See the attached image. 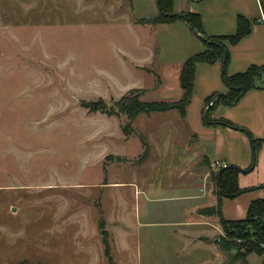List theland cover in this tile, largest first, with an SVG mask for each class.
I'll list each match as a JSON object with an SVG mask.
<instances>
[{"label":"rangeland","instance_id":"374dc122","mask_svg":"<svg viewBox=\"0 0 264 264\" xmlns=\"http://www.w3.org/2000/svg\"><path fill=\"white\" fill-rule=\"evenodd\" d=\"M156 8L0 0V264H244L236 247L222 248L221 227L203 240L181 234L179 159L139 163L138 135L160 120L117 110L130 99L165 100L158 77L132 65L158 38L127 19ZM218 170L207 182L214 190Z\"/></svg>","mask_w":264,"mask_h":264},{"label":"crops","instance_id":"0c3cea01","mask_svg":"<svg viewBox=\"0 0 264 264\" xmlns=\"http://www.w3.org/2000/svg\"><path fill=\"white\" fill-rule=\"evenodd\" d=\"M172 8L179 15L187 12L198 14L207 36L235 34L238 16L255 19L250 33L238 43L230 45L224 41L229 51L226 73L233 75L244 72L251 65H264L262 0H172ZM119 10H122V7L116 11ZM156 10L158 13V7ZM122 13L121 11V16ZM155 16H146L143 13L137 17L127 16L128 22L149 25V33L158 38L157 44L149 43L140 47L142 51L140 50L136 57L139 62H132V65L137 67L138 71L153 73L158 77L157 86L154 87L159 91L158 95L165 99L160 101L174 102L182 95L179 84L182 63L202 51L204 44L199 36L190 31L185 20L157 24L138 22L139 19H150ZM260 85L262 87L245 92L231 105L223 103L217 105L209 113L212 122L206 124L203 121L207 108L206 98L213 93H226L227 86L221 77L220 63L212 65L201 63L196 68L194 94L184 115L176 108L163 112L156 111L157 113L153 114L147 113L148 116L160 120V123L149 126L142 133L148 142L149 151L139 163H146L150 158L155 159L159 154L165 157L169 154L174 159L176 157L179 159L175 163L173 173L178 174L177 178L183 180L181 184L186 190L173 201L177 202L175 209L178 213H186L184 220L179 223L180 226H184V230H181L184 237L203 240L220 233L218 218L200 213L203 208L217 204L218 196L213 186L210 188L207 185L211 170L215 168L229 165L238 167L242 170L238 175V186L241 189L253 188L233 198H221V213L225 219H243L250 202L264 198V78ZM136 87L150 89V86ZM220 119L233 123L236 128L222 124L218 121ZM246 131L254 139L261 140L255 160L251 138ZM156 132L159 133L158 136L154 135ZM192 152L194 156H188ZM256 255L251 253L247 256L248 264H251V259ZM260 260L262 264L263 256H260Z\"/></svg>","mask_w":264,"mask_h":264},{"label":"trees","instance_id":"16d2710c","mask_svg":"<svg viewBox=\"0 0 264 264\" xmlns=\"http://www.w3.org/2000/svg\"><path fill=\"white\" fill-rule=\"evenodd\" d=\"M201 1V0H191ZM158 13L155 17L150 19H139V23H170L176 20H184L179 14L175 13L172 8V0H156ZM255 19H247L243 16L237 17V29L235 34L228 36H207L202 27L201 17L195 13H186V25L190 31L196 36L202 37L204 49L189 58H187L181 65L179 73V84L182 89L180 99L174 102L167 101H139L130 99L127 103L117 104L118 112L126 114L129 121L134 119L140 113L166 111L171 108H176L181 115L185 114V109L190 104L195 90V74L198 64H223V50H226V60L224 62L223 77L228 83L226 93H213L205 100L206 110L204 111L203 121L210 124L212 121L209 113L216 108L220 103L232 104L237 102L245 92L262 87L264 78V65H251L244 72L228 75L226 73V66L229 60V51L224 44L227 41L230 45L238 43L244 36L250 33ZM260 82V83H259ZM210 101L213 103L209 106ZM230 102V103H229ZM222 124L230 127H235L233 123L220 119ZM130 123V122H129ZM215 123V121L213 122ZM128 127V126H127ZM236 128V127H235ZM126 134V126L123 129ZM247 132V131H246ZM249 135V133L247 132ZM250 136V135H249ZM141 140L143 153L141 158H145L149 151L148 142L142 135H138ZM251 145L253 152V159L260 148L261 140L251 137ZM242 172L236 166L229 165L220 167L214 173L213 179L215 183V191L218 196L216 206L211 208H203L200 213L203 215H216L218 222L222 228L225 239H221V245L224 250H231L237 248L234 255L235 260H240L244 264H248L246 258L249 254L254 253L263 256L262 264H264V198L254 199L250 202L246 216L240 220H227L221 213V198H233L239 194L253 189H241L238 186V175ZM263 187V186H262ZM255 188V187H254ZM238 242V243H236Z\"/></svg>","mask_w":264,"mask_h":264},{"label":"water","instance_id":"95a60500","mask_svg":"<svg viewBox=\"0 0 264 264\" xmlns=\"http://www.w3.org/2000/svg\"><path fill=\"white\" fill-rule=\"evenodd\" d=\"M184 20L186 19V14H181L180 15ZM201 39H202V37H201ZM225 60H226V50H223V64L221 65V77H222V80H223V82H224V84L227 86V87H229L228 86V83L225 81V79H224V77H223V68H224V62H225ZM230 103V102H229Z\"/></svg>","mask_w":264,"mask_h":264},{"label":"built area","instance_id":"2783aa9c","mask_svg":"<svg viewBox=\"0 0 264 264\" xmlns=\"http://www.w3.org/2000/svg\"><path fill=\"white\" fill-rule=\"evenodd\" d=\"M211 103H212V101H211ZM211 103H210V104H211Z\"/></svg>","mask_w":264,"mask_h":264}]
</instances>
